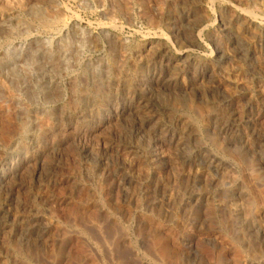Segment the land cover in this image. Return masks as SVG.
I'll return each instance as SVG.
<instances>
[{
	"label": "rangeland",
	"instance_id": "rangeland-1",
	"mask_svg": "<svg viewBox=\"0 0 264 264\" xmlns=\"http://www.w3.org/2000/svg\"><path fill=\"white\" fill-rule=\"evenodd\" d=\"M0 8V264H264V0Z\"/></svg>",
	"mask_w": 264,
	"mask_h": 264
},
{
	"label": "bare ground",
	"instance_id": "bare-ground-1",
	"mask_svg": "<svg viewBox=\"0 0 264 264\" xmlns=\"http://www.w3.org/2000/svg\"><path fill=\"white\" fill-rule=\"evenodd\" d=\"M1 9V8H0ZM1 11V10H0ZM1 14H2V12H1ZM1 16V15H0ZM1 18V17H0ZM255 22V21H254ZM250 25H254V24H252V23H250ZM250 27V26H249ZM255 27V26H254ZM251 29V28H250Z\"/></svg>",
	"mask_w": 264,
	"mask_h": 264
}]
</instances>
